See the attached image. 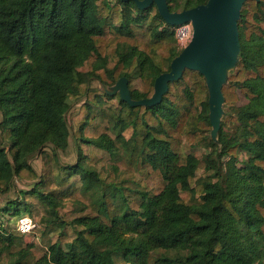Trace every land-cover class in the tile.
I'll use <instances>...</instances> for the list:
<instances>
[{
  "label": "trees",
  "instance_id": "16d2710c",
  "mask_svg": "<svg viewBox=\"0 0 264 264\" xmlns=\"http://www.w3.org/2000/svg\"><path fill=\"white\" fill-rule=\"evenodd\" d=\"M142 1L0 0V187L14 178L36 180L23 198L45 204L48 218L40 222L55 230L65 224L59 200L75 197V188L92 198L90 213L71 221L81 228L74 238L48 242L38 258L22 242L36 236L37 223L21 235L1 220L18 217L16 204L11 212L0 208V258L14 254L12 264H264V0L240 4L235 67L219 87L229 109L216 137L208 82L197 69L183 68L163 82L157 101L144 103L181 51L175 25L154 1L140 7ZM208 1L164 0L169 13ZM135 76L142 90L131 86ZM92 80L113 87L117 104L91 97ZM238 92L244 105L235 106ZM80 99L76 161L61 165L57 154L70 136L66 114ZM87 127L91 137L83 134ZM81 144L122 162L130 174L154 176L158 186L147 188L135 177L101 178L83 164ZM197 146L209 150L201 159L191 152ZM46 148L53 164L38 177L30 160ZM239 152L247 155L240 167Z\"/></svg>",
  "mask_w": 264,
  "mask_h": 264
},
{
  "label": "rangeland",
  "instance_id": "374dc122",
  "mask_svg": "<svg viewBox=\"0 0 264 264\" xmlns=\"http://www.w3.org/2000/svg\"><path fill=\"white\" fill-rule=\"evenodd\" d=\"M184 0H178V3L181 4ZM246 0H242V2H245ZM183 10L174 11L170 14H180ZM192 28V39L197 40L200 37V33L198 31H193ZM109 35V33H108ZM191 41L187 44L186 47L189 46ZM235 43L232 45L231 54L228 56V59L226 60V63L223 66H220V68L215 69L216 67L212 66L215 61L212 55L207 57L206 64L201 67V70H203L208 78V84L210 89V98H211V105H212V112H211V118L216 128L212 129L211 135L216 137V129L219 126V123L225 120V115L228 112V107L224 105L223 101L220 100V97L218 95V86L224 84L226 82L227 76L229 75V72L234 69L235 63H236V52L237 47H234ZM185 47V48H186ZM182 56H185L182 54ZM86 68L83 67V71ZM131 86L142 90V81L139 77H133L131 81ZM118 90L120 93L122 92V85L119 84ZM115 89L113 87L105 88L101 84H99L96 80H92L89 82V92L91 93V97H95L96 100H99L100 103L107 104V103H113L117 104V99H115L111 94L115 93ZM238 99L235 103V106H241L244 105L247 101L244 98L242 94L239 92L237 93ZM111 97L110 99H108ZM83 103V99H80L78 101H75L72 103L71 108L69 112L66 114V121L68 124V127L70 129V136L68 139V146L63 151H58L57 158H58V164L65 165V164H73L76 161L77 153H76V147L74 145V131L77 129L76 119L77 117L82 115L81 111V105ZM93 110H96L95 107H92ZM232 126H228L227 128L230 129ZM79 129V128H78ZM77 131V130H76ZM130 131H127L125 133L126 136H129ZM83 134L86 136L91 137L92 136V130L90 127H87ZM184 141V138H183ZM81 152L83 155L82 162L85 166L89 167L90 169H93L96 171L101 178L103 179H126L129 181L132 177H135V179H138L141 181V185L145 186L147 188L155 189L158 186V179L154 176H151L150 178L146 176H141L139 174H130L126 167L122 164L120 161H116L113 159L110 155L99 152L98 150L94 148H88L86 145L81 144L80 146ZM45 152H42L41 154H37L33 159L30 160V164L34 171L37 173L38 177L42 175V173H45L52 167V159L48 158L45 153L50 151V148H46L44 150ZM209 150L205 147H193L191 148V152L198 158L201 159ZM247 155L244 152L238 153V161L237 166L240 167L244 160H246ZM227 158H225L226 160ZM223 159V161H225ZM55 164H57L55 162ZM200 167L203 168L202 162L200 163ZM203 170H199L197 176H202ZM107 180V181H108ZM36 181V180H34ZM34 181H24V180H18L14 178V180L11 181L9 184V187L6 189L3 186L0 187V208L2 207H8V210L11 212L15 209L16 204V210L19 212V215L26 214L31 216L34 221L37 223V231L36 236H27L22 237V242L26 245H33V253L35 255V258H38L43 255L45 252V246L48 242H55L57 239H59L61 236H64L65 239L63 240L65 242L71 241L76 231L81 229L78 226H74L71 224V221L75 219L76 217L86 215L90 213V204L92 198L87 194L83 195L81 192L78 191V188H75V197H64L62 200H59V206L57 207V213L59 217H61L62 221H64V228H56L55 229H49L45 228L44 225L41 224V219L48 218V212L46 209L45 204L39 201V199L29 196L26 199L23 198V191L26 189H29ZM53 184V183H52ZM57 186L56 184L54 185ZM79 187V186H77ZM45 190V188H43ZM21 202L27 203L29 209L26 210L24 207L20 206ZM18 215V216H19ZM17 216H11V215H2L1 220L5 221L6 225L13 226V223L15 221ZM62 234V235H61ZM17 242V241H16ZM15 253L16 250H13ZM12 253V252H11ZM15 255H5L3 254L0 258V264H12L13 263V257ZM264 262V261H263Z\"/></svg>",
  "mask_w": 264,
  "mask_h": 264
},
{
  "label": "water",
  "instance_id": "95a60500",
  "mask_svg": "<svg viewBox=\"0 0 264 264\" xmlns=\"http://www.w3.org/2000/svg\"><path fill=\"white\" fill-rule=\"evenodd\" d=\"M152 1L156 3L161 16L167 23L177 25L190 21L194 29L193 31H198L200 37L194 40V42L192 39L189 46L184 48L181 54L172 61L171 72L157 79L154 98L150 101H144V103L157 101L163 89V82L179 77L182 69L185 67L201 71L206 76L208 82L206 73L201 70V67L206 64L207 57L213 56L214 61H216L212 66L218 69L226 63L234 43V47H237L238 50L236 19L242 2V0H209L206 5L197 6L174 15L168 12L164 0H143L138 5L145 7ZM182 54L185 56H182ZM219 87L220 85L217 88L218 95L222 101ZM121 93L124 95L123 86ZM123 98L127 99L125 96ZM210 110L212 112L211 98ZM212 124L214 125L213 121Z\"/></svg>",
  "mask_w": 264,
  "mask_h": 264
},
{
  "label": "built area",
  "instance_id": "2783aa9c",
  "mask_svg": "<svg viewBox=\"0 0 264 264\" xmlns=\"http://www.w3.org/2000/svg\"><path fill=\"white\" fill-rule=\"evenodd\" d=\"M192 23L190 21L179 23L174 26V40L177 48L182 51L192 39ZM13 227L21 235L31 234L36 223L26 214L16 217Z\"/></svg>",
  "mask_w": 264,
  "mask_h": 264
}]
</instances>
